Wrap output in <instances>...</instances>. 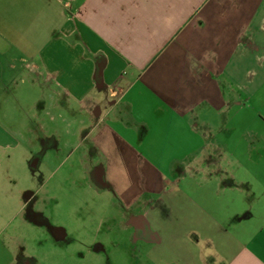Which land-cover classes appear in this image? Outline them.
Segmentation results:
<instances>
[{"label":"crops","instance_id":"obj_1","mask_svg":"<svg viewBox=\"0 0 264 264\" xmlns=\"http://www.w3.org/2000/svg\"><path fill=\"white\" fill-rule=\"evenodd\" d=\"M33 82L39 152L105 160L134 240L163 244L181 201L184 249L200 234L219 264H264V0H0V149L38 133L11 125ZM9 238L0 264H42Z\"/></svg>","mask_w":264,"mask_h":264},{"label":"rangeland","instance_id":"obj_2","mask_svg":"<svg viewBox=\"0 0 264 264\" xmlns=\"http://www.w3.org/2000/svg\"><path fill=\"white\" fill-rule=\"evenodd\" d=\"M20 84L13 91L14 102L20 110H16L11 125L22 135L30 126L38 133L32 134L30 144L0 149V230L20 237L17 242L8 239L13 249H19V244L25 246L42 264L221 262L216 257L214 244L200 234L193 235L196 250L184 249L188 239L181 201L173 202L180 213H172L174 216L168 219L171 226L156 224L163 234V244L134 240L133 229L126 224V211H118L119 202L106 191L102 180L106 174L105 160L98 155L94 162L87 149H41L39 152V123L43 117H34L40 110L34 105L40 101L43 90L35 87L34 82ZM39 157L47 160V164L35 167ZM197 181L198 177L187 188L183 187L195 198L200 196ZM160 207L165 215L169 213L167 206ZM173 207L170 212L174 211ZM58 226L65 228L67 239H57L54 228ZM95 245L101 249H95Z\"/></svg>","mask_w":264,"mask_h":264}]
</instances>
